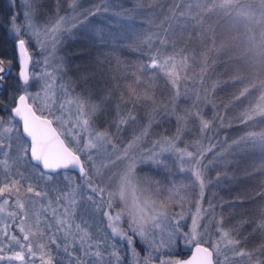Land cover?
<instances>
[{"label": "snow or ice", "instance_id": "obj_1", "mask_svg": "<svg viewBox=\"0 0 264 264\" xmlns=\"http://www.w3.org/2000/svg\"><path fill=\"white\" fill-rule=\"evenodd\" d=\"M39 3L40 0H8L11 11L6 21L0 17V28H4L0 42L7 40L13 52L11 56L0 52V171L3 176L0 179V197L3 198L0 214L3 216L0 219L6 216V222L0 223V264H64L53 255V244L66 254L67 264H122L125 255L130 257L131 264H225L229 253L243 258L239 264H264V240L249 248L245 243L247 237H240L225 226L221 216L216 221L218 238L209 242V233L202 230L200 224L206 215L214 218L215 208L224 203L223 198L209 200L207 209L203 207L209 185L220 188L227 180L236 179L229 174V165L238 164L237 157L241 154L258 152L264 157V94L251 96L248 87L240 82H233L236 91L224 105L225 109H238L232 114V120L218 112L206 118L202 111L204 103L212 102L205 97L199 105L183 109L182 115L176 113L175 134L155 141L147 155L129 152L136 140L122 149L131 155L133 167L146 163L161 166L164 164L160 159L162 153L175 155L180 162L179 170L188 173L191 186L198 189L188 230L183 223L185 197L180 195L179 188L173 186L181 211L154 218L143 228L125 230L121 216L113 211L107 198L100 199L103 191L88 177L98 145L105 141L112 143L107 131H93L97 123L95 117L107 110L110 92L121 87L113 82L118 78H114L112 65H129L133 83L124 87L133 104L142 97L150 98L147 92L138 94L134 85L142 77L154 80L161 75L175 90V100L181 95V78H187L184 75L189 60L186 52L190 49L183 41L194 25L208 19L211 0H89L87 4L83 0H55V15L43 22L38 18ZM63 3L70 11L61 15ZM72 40L81 42L83 48L77 52L66 51L67 43ZM125 53L139 56L132 61L125 58ZM74 56L82 57L80 63L73 61ZM97 77L102 81L99 85L95 83ZM235 81L239 78L235 77ZM56 99L60 103L52 111L50 106ZM120 99H124L123 94ZM68 105L75 108L71 113L73 131L79 128L88 135L84 144L65 126V112L70 111ZM54 120L58 121V127H53ZM129 121L138 122L137 116L126 111L114 123L119 131V127ZM233 125L240 126L235 135L223 140L207 137L205 142L202 139L209 131L216 133L218 128ZM191 126L196 128V139L180 146L181 137ZM147 134L148 129L144 128L137 139ZM68 136H72V143L66 142ZM209 153L212 155L208 156ZM19 161L27 165L24 171L19 167L11 170L10 162ZM213 165L216 166L214 181L209 175ZM260 171L264 172V162ZM72 173L81 177V185H76ZM38 180L54 184L63 181L66 186L72 185V192L79 188L90 191L91 195L81 193L82 213L94 214L104 209L111 235L124 242L127 253H121L115 245L111 249L102 247L100 241H93L87 230L72 223L78 199L72 193H69V206L64 213H54L55 231H50L53 225L41 220L44 203L36 199L43 191L36 190ZM22 191L34 193V197L23 200ZM259 195L264 197V191ZM48 205L51 207L50 201ZM250 222L253 232L264 236V209ZM11 223L16 224L20 235L8 230ZM61 231L63 235L57 236L56 232ZM138 244L147 245L149 251L145 257H140ZM182 248L190 250L189 259L180 258ZM161 250L163 258L154 260L153 254Z\"/></svg>", "mask_w": 264, "mask_h": 264}, {"label": "trees", "instance_id": "obj_2", "mask_svg": "<svg viewBox=\"0 0 264 264\" xmlns=\"http://www.w3.org/2000/svg\"><path fill=\"white\" fill-rule=\"evenodd\" d=\"M83 2L87 4L89 0H83ZM38 8V18L43 22L49 16L55 15V0H40ZM210 9L208 19H204L199 25H194L183 41L184 46L190 49L186 52L189 60L184 75L187 78H181L179 82L181 95L175 100L173 99L175 90L161 75L154 80L142 77L134 85L138 94L147 92L150 98L142 97L133 104L128 99L129 93L124 87L133 83L128 73L129 65H112L114 78H118L113 82L119 83L121 87L110 92L106 102L107 110L95 117L97 123L94 128L97 131L108 132L115 143L111 148H122L127 142L136 140L144 128L148 129V134L138 141L152 144L164 136L174 135L177 127L176 113L182 115L183 109H191L193 104L199 105L204 102L205 97L212 102L204 103L202 111L206 118H212L218 112L226 119L232 120V114L238 112V109L232 107L225 109L224 105L236 91L232 86L233 82L237 84L240 82L248 87L249 94L253 97L264 94V0H211ZM10 11L8 0H0V17L6 21ZM68 11L70 10L67 4H61L60 14H67ZM3 33L4 28H0V37ZM81 48H83L81 42L72 40L67 43L65 50L77 52ZM0 52L13 55L11 44L7 40L0 42ZM138 56V53H125V58L132 61ZM72 59L75 63H80L82 57L74 56ZM14 74L15 69H13ZM235 77H238L239 81H235ZM95 83L99 85L102 81L97 77ZM121 94L124 96L123 100L120 99ZM194 97L197 99H193ZM57 101L60 100L57 99ZM69 106L74 111V105ZM126 111L133 112L138 122L129 121L128 124L121 125L118 131L114 121ZM239 127V125H233L232 128H218L216 133L211 131L205 133L202 139L205 142L207 137L223 140L235 135ZM196 134L195 126L186 129L183 138L181 137L182 146L184 141H193ZM211 155V153L208 154V156ZM237 159L238 164L229 165V174L234 175L236 179L227 180L220 188L215 187L214 184L209 185L203 207L207 209L209 200L217 201L223 198L224 203L214 210V218L209 217L211 222L216 224L222 216L224 225L230 230H235L240 237H247L245 243L251 248L264 240V236L253 232V225L250 222L259 216L261 209H264V197L259 195L261 191H264V172L260 171L264 157H261L258 152H248L241 154ZM166 165L167 167L138 166L136 183L142 196L147 200L145 202L150 206L157 200L163 201L170 192H174L173 186L179 188L180 195L185 197L183 211L187 215L195 205L198 189L191 186L188 173L179 171L174 162L173 165L172 163ZM118 167L121 169L117 161L109 160L106 156L98 157L95 164L92 163L88 168V177L95 185L104 186V193L111 192L115 190L120 180L121 170ZM215 171L216 166H210L209 175L212 176L213 181ZM72 175L77 182L81 181L79 175L74 173ZM62 188L67 189L68 185L64 183ZM82 193L91 195L84 189ZM109 194L106 197L116 198L112 193ZM181 210V206L175 204L171 212ZM209 211L213 210L209 209ZM99 214H103L102 209L95 212V215ZM99 216L101 217L99 227H104L103 215ZM82 221L87 223L93 232L97 231L98 228L92 227L90 222ZM189 221V217L183 221L185 228ZM188 254L189 252H182L181 259Z\"/></svg>", "mask_w": 264, "mask_h": 264}, {"label": "rangeland", "instance_id": "obj_3", "mask_svg": "<svg viewBox=\"0 0 264 264\" xmlns=\"http://www.w3.org/2000/svg\"><path fill=\"white\" fill-rule=\"evenodd\" d=\"M59 103L60 101H57L56 99L55 103L50 106L51 110L55 111L56 106ZM67 108L70 111L65 112V126L69 129V131H73V124L71 123V120L74 118L72 117L71 113L74 112L75 109L74 111H72L69 105L67 106ZM57 114L59 115L60 113H57ZM53 124L55 125V127H58V121L54 120ZM58 131H64V129L58 128ZM93 131H97V130L93 129ZM73 135L77 136L78 139H80L81 144H84L87 142L88 135L81 132L79 128H76L73 131ZM196 135L194 136V140L196 139ZM62 137L65 138L64 136ZM182 138L180 140V146L183 145ZM133 140H131L130 142H127L122 148L121 147L111 148V146L115 144L113 142V139H112V143L105 141L103 144L98 145V152L92 158V163L95 164L98 157L106 156V158L109 160L112 159V161H115V162L117 161L119 166L121 167V169L118 167L121 170L120 180L117 182L114 191H111V192L106 191V193H104L105 187L104 186L102 187L98 186V187L104 193V196L100 197V199L107 198L108 202L113 207V211H116L121 216V219H122L121 226L125 230L128 229L127 224H128V218L130 214H133L141 209L151 207L149 203H146L147 200L145 199V197L142 196L140 189L136 183V169L139 165H136L135 167H133V160H132L131 155L126 154L122 150V149L127 148L128 144L132 143ZM66 142L72 143L73 142L72 136H68ZM183 143L185 144V141ZM187 143L191 144L192 141L187 142ZM153 148H154V142L150 144L142 140L138 141V139H136V143L133 145V148L129 149V152L132 154L143 153L144 155H147L148 151ZM155 151L158 152L159 148H155ZM160 159L164 162V164H162L161 166H164L165 164H171V163L173 165V162H174L177 169L179 170L180 162L176 160L175 155H173L172 153H168V152L162 153L160 156ZM10 164H11V170L13 171L16 170L17 167H19L20 171H24V168L27 167V165H25L23 161H19L16 163L10 162ZM145 165H149L152 167H160L156 165H150L147 163ZM2 178H3L2 171H0V179ZM74 180L77 186L82 184V180L80 182H77L75 177H74ZM89 180L91 182L93 181L91 179ZM37 184H38V187L36 190L38 191L43 190L41 197L36 198V199L41 200L44 203V211H43V214L41 215V220L42 221L47 220L49 224L53 225V228L50 231H55V225H54L55 214L54 213L56 214L64 213L65 207L69 206V200H70L69 193H72L78 198L77 203L74 206L75 212L71 217L72 223L74 225H80L81 228H84L85 230H87L90 236L93 238V241L94 242L100 241L102 247H107L111 249V246L115 245L116 248L119 249L121 253L123 254L127 253V248L124 242L119 240V238L113 237L111 235V230L110 228H108L107 219L103 214H99V215H103V218L105 220V226L99 227V225L101 224V217L99 215H95V213L94 214L82 213L80 205L83 202V199L81 196L83 188H79L76 192H72V185L69 184L67 189H63L62 188V185L64 184L63 181H61L59 184H54V182L52 181L38 180ZM84 191H88V190L84 189ZM109 193H112V195H114L116 198L106 197V195H110ZM20 195L23 200L28 199V197H34V193H25L23 191L20 193ZM126 198H127V201H126ZM2 199L3 198L0 197V202H2ZM14 199L15 197H12V200ZM12 200H10L9 202L10 204L12 203ZM49 201L51 202V207H49L48 205ZM118 202L119 204H117ZM102 210L104 211V209ZM194 211H195V205L191 208V211L189 213L190 216L189 214L185 216L191 218V216L194 215ZM0 216H3V214H0ZM209 217L210 216H207V215L204 216V219L200 221V224H201V229L202 230L206 229L207 232L209 233V236H210L209 242H211V240L218 238V234L216 233V224H213V222H211V219ZM19 218H22V217H18V219ZM61 218H64V216L61 215ZM31 219L32 217H30V221ZM82 220H86L88 223L90 222L92 227H94L95 229L98 228L97 231L93 232L91 228L87 225V223H84ZM3 222H6V216L3 217V219H0V223H3ZM190 224H191V219L187 225V228H185V230H188L190 228ZM8 230L13 234L20 235L15 223H11ZM73 231L75 232V228H73ZM56 235L62 236L63 232L62 231L56 232ZM78 236L79 234H77V244H78ZM157 239H159L158 236H157ZM57 243H60V241L57 240ZM75 247L76 245H73V248ZM137 249H138V253L140 257H145L149 251L146 244H138ZM51 250L53 252V255H57V258L59 260L64 261V264H67V260L65 259L66 254H64L63 252H59L55 244L51 245ZM182 252H190V250L187 248H182L180 250V253ZM153 255H154V260L156 257L163 258V250H161L160 252H156ZM242 260L243 258L236 257L233 254L229 253V259L225 262V264H233V262H238L239 264V262H242ZM122 264H131L130 257L125 255V259L123 260Z\"/></svg>", "mask_w": 264, "mask_h": 264}, {"label": "clouds", "instance_id": "obj_4", "mask_svg": "<svg viewBox=\"0 0 264 264\" xmlns=\"http://www.w3.org/2000/svg\"><path fill=\"white\" fill-rule=\"evenodd\" d=\"M175 204L176 196L170 192L163 201L157 200L151 207L130 214L127 227L133 230L143 228L150 220L169 213Z\"/></svg>", "mask_w": 264, "mask_h": 264}, {"label": "water", "instance_id": "obj_5", "mask_svg": "<svg viewBox=\"0 0 264 264\" xmlns=\"http://www.w3.org/2000/svg\"><path fill=\"white\" fill-rule=\"evenodd\" d=\"M53 127H55V125L53 124ZM63 138V137H62ZM190 258V252H189V254L185 257V258H183V259H189Z\"/></svg>", "mask_w": 264, "mask_h": 264}]
</instances>
